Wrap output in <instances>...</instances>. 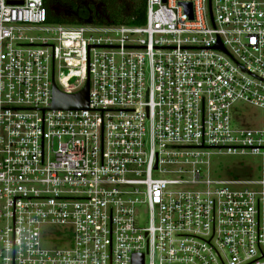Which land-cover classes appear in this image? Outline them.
Segmentation results:
<instances>
[{"label": "built area", "instance_id": "obj_1", "mask_svg": "<svg viewBox=\"0 0 264 264\" xmlns=\"http://www.w3.org/2000/svg\"><path fill=\"white\" fill-rule=\"evenodd\" d=\"M68 20L0 0V264H264V0ZM86 76V110L50 109ZM215 154L257 176L213 177Z\"/></svg>", "mask_w": 264, "mask_h": 264}, {"label": "rangeland", "instance_id": "obj_2", "mask_svg": "<svg viewBox=\"0 0 264 264\" xmlns=\"http://www.w3.org/2000/svg\"><path fill=\"white\" fill-rule=\"evenodd\" d=\"M92 0H79L78 1V13L71 12L65 8H55V12L60 13L62 17L67 19H76L78 21L86 20V17L80 15L81 11L86 9L88 4H91ZM99 7L97 6V9ZM30 35H40L39 31L34 29L29 32ZM67 62L64 61V65ZM76 73V72H75ZM71 85L75 82V76L73 71H67L66 68L62 69L59 74L55 73V80ZM244 116L249 121L247 124L258 125L261 118V113L258 109L252 107H246L244 109ZM258 163L257 157L249 154L231 155V154H215L210 157V168L213 177L225 178V179H242L248 180L257 176L256 165ZM141 210L140 219L141 223L146 222V212Z\"/></svg>", "mask_w": 264, "mask_h": 264}, {"label": "trees", "instance_id": "obj_3", "mask_svg": "<svg viewBox=\"0 0 264 264\" xmlns=\"http://www.w3.org/2000/svg\"><path fill=\"white\" fill-rule=\"evenodd\" d=\"M79 0H43L47 13V22L64 23L69 20L55 12L56 7L78 10ZM101 6V13H96L93 6H89L90 11H83L80 15L86 17L90 13L93 22L104 23L110 21L113 24L142 25L145 21V0H92ZM76 21V20H72Z\"/></svg>", "mask_w": 264, "mask_h": 264}, {"label": "water", "instance_id": "obj_4", "mask_svg": "<svg viewBox=\"0 0 264 264\" xmlns=\"http://www.w3.org/2000/svg\"><path fill=\"white\" fill-rule=\"evenodd\" d=\"M190 12V5H185ZM216 48H221L219 44ZM88 108V76L84 85L75 93H64L57 88L54 80L51 82V104L53 110H86ZM142 255H134L132 264H142Z\"/></svg>", "mask_w": 264, "mask_h": 264}, {"label": "flooded vegetation", "instance_id": "obj_5", "mask_svg": "<svg viewBox=\"0 0 264 264\" xmlns=\"http://www.w3.org/2000/svg\"><path fill=\"white\" fill-rule=\"evenodd\" d=\"M90 5H92L93 6V10L98 14V13H101V6H100V4H98V3H91V4H88L87 6H86V9L84 10V11H90L89 10V6ZM97 6L99 7L98 9H97ZM56 8H60V7H56ZM65 9H68V8H65ZM55 10V9H54ZM69 10V9H68ZM71 12H77L78 13V10H76V11H72V10H70ZM81 12H83V11H81ZM90 13L87 15L86 14V18L87 19H90Z\"/></svg>", "mask_w": 264, "mask_h": 264}]
</instances>
